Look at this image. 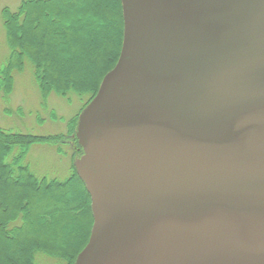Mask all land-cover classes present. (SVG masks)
Listing matches in <instances>:
<instances>
[{"label": "water", "instance_id": "95a60500", "mask_svg": "<svg viewBox=\"0 0 264 264\" xmlns=\"http://www.w3.org/2000/svg\"><path fill=\"white\" fill-rule=\"evenodd\" d=\"M80 113L75 264H264V0H120Z\"/></svg>", "mask_w": 264, "mask_h": 264}, {"label": "trees", "instance_id": "16d2710c", "mask_svg": "<svg viewBox=\"0 0 264 264\" xmlns=\"http://www.w3.org/2000/svg\"><path fill=\"white\" fill-rule=\"evenodd\" d=\"M57 15L62 18L55 25ZM1 16L10 55L0 69V98L9 99L13 73L22 71L27 60L43 107L51 94L67 101L75 96L82 104L63 135L13 133L0 127V264H36L38 254L74 264L93 223L90 198L74 166L81 153L76 151V124L118 61L121 3L23 0L15 11L4 8ZM35 145L57 147L58 154L69 156L70 174L65 180L39 177L32 171L27 156Z\"/></svg>", "mask_w": 264, "mask_h": 264}, {"label": "rangeland", "instance_id": "374dc122", "mask_svg": "<svg viewBox=\"0 0 264 264\" xmlns=\"http://www.w3.org/2000/svg\"><path fill=\"white\" fill-rule=\"evenodd\" d=\"M22 1L23 0H0V69L7 63L10 55V49L6 43L2 23V10L8 8L11 11H15ZM78 4V2L73 3L74 6ZM48 17V15H44L45 19ZM57 17V20L54 21L55 25H57L62 18L58 15ZM36 39L39 40L38 37H36ZM38 62L40 61L38 60ZM13 77L14 88L9 99L5 101L0 98V127L13 133L38 136L65 134L67 122H69L81 108L82 103L80 99L71 96L72 98L70 101H67L66 99L51 94L43 107V105H41L42 100L40 92L34 81L33 67L27 60H25L22 71H15ZM76 142V151L80 150L82 153L77 138ZM63 149L65 150V148ZM81 153L78 152L74 164L80 158ZM27 162L32 171L39 177L45 176L51 179L56 178L58 180H65L70 174L69 156L58 154L57 147H52L50 145H35L31 147L27 156ZM36 264L60 263L57 260L38 254L36 256Z\"/></svg>", "mask_w": 264, "mask_h": 264}]
</instances>
